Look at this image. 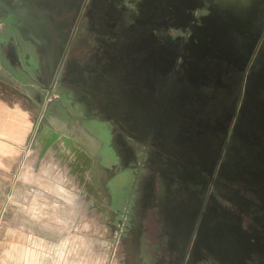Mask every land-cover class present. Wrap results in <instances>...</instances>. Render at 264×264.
Here are the masks:
<instances>
[{
  "label": "flooded vegetation",
  "instance_id": "flooded-vegetation-1",
  "mask_svg": "<svg viewBox=\"0 0 264 264\" xmlns=\"http://www.w3.org/2000/svg\"><path fill=\"white\" fill-rule=\"evenodd\" d=\"M247 1L0 0L38 40L45 110L114 159L150 264H264V0Z\"/></svg>",
  "mask_w": 264,
  "mask_h": 264
},
{
  "label": "rangeland",
  "instance_id": "rangeland-1",
  "mask_svg": "<svg viewBox=\"0 0 264 264\" xmlns=\"http://www.w3.org/2000/svg\"><path fill=\"white\" fill-rule=\"evenodd\" d=\"M38 131V138L45 133L43 148L32 139L22 181L11 194L0 183V264H30L35 258L42 264H64L68 258L93 264L104 258V246L107 261L125 262L128 224L121 223L123 201L114 177L108 176L111 154L95 150L101 140L96 134L78 125L65 128L48 107ZM67 146L80 150L83 164L72 165V156L52 151Z\"/></svg>",
  "mask_w": 264,
  "mask_h": 264
},
{
  "label": "crops",
  "instance_id": "crops-1",
  "mask_svg": "<svg viewBox=\"0 0 264 264\" xmlns=\"http://www.w3.org/2000/svg\"><path fill=\"white\" fill-rule=\"evenodd\" d=\"M38 48L36 37L21 39V36L11 35L5 20L0 19V183L8 187L10 194L15 184L22 181L20 175L31 151L32 139L38 138V126H35L43 101V83L37 62ZM44 135L42 132L38 138L41 148ZM52 151L57 156H72V165L83 164L80 162L81 152L74 146L52 147ZM128 251L130 257L127 256L125 262L107 261L104 246V258L97 259L93 264H150L135 251ZM77 262L90 264L85 259ZM29 263L42 264L43 261L35 258L29 260ZM63 263L76 264V261L68 258Z\"/></svg>",
  "mask_w": 264,
  "mask_h": 264
},
{
  "label": "water",
  "instance_id": "water-1",
  "mask_svg": "<svg viewBox=\"0 0 264 264\" xmlns=\"http://www.w3.org/2000/svg\"><path fill=\"white\" fill-rule=\"evenodd\" d=\"M245 1H247V0H245ZM244 1V3H246ZM251 1L252 0H250V3H251ZM243 2V1H242ZM71 38H70V40L68 41V43L66 44V48L68 47V45H69V43L71 42ZM66 48H65V50H64V53H65V51H66ZM60 64H61V61H60ZM59 64V65H60ZM50 96H52V89L50 88V87H47V91H46V94L44 95V98H43V101H42V105H41V108H40V110H39V115H38V118H37V122H36V126H35V128L38 126V124H39V121H40V119H41V117H42V115H43V113H44V110H45V106H46V103H47V101H48V99H49V97ZM92 136V135H91Z\"/></svg>",
  "mask_w": 264,
  "mask_h": 264
}]
</instances>
